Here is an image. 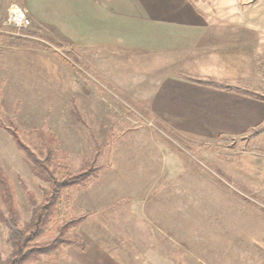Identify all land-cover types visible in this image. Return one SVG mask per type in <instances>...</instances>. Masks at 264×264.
Segmentation results:
<instances>
[{"label": "rangeland", "instance_id": "374dc122", "mask_svg": "<svg viewBox=\"0 0 264 264\" xmlns=\"http://www.w3.org/2000/svg\"><path fill=\"white\" fill-rule=\"evenodd\" d=\"M25 1L0 0V161L14 181L20 221L32 215L22 184L41 202L50 182L33 173L7 127H15L40 158L49 156L44 135L52 136L49 178L65 173L66 166L70 172L92 161L100 167L87 187L63 193L38 237L50 241L66 221L82 218L69 232L85 248L66 245L26 264H264V153L256 149L261 140L219 137L212 134L209 116L199 124L197 117L176 119L173 111L150 107L157 82L168 75L198 79L202 65L167 61L131 45H75L31 13L82 36L88 27L85 0H30L28 11ZM229 1L246 11L264 9V0L247 5L243 0H121L122 39L127 45L160 41L164 36L158 34L168 26L152 19L164 11H172L175 22L188 15L191 21L192 9L204 21H228L231 14L220 12ZM111 3L117 9L118 0ZM11 4L25 9L31 20L24 34L5 24ZM100 13H94V24L102 35L118 21L116 15L96 19ZM133 25L145 28L135 33ZM10 252L8 227L1 223L0 254Z\"/></svg>", "mask_w": 264, "mask_h": 264}, {"label": "crops", "instance_id": "0c3cea01", "mask_svg": "<svg viewBox=\"0 0 264 264\" xmlns=\"http://www.w3.org/2000/svg\"><path fill=\"white\" fill-rule=\"evenodd\" d=\"M73 1L77 2L78 0ZM85 1L88 27L82 36L58 20H49L45 15L37 14L35 16L33 12L31 16L36 22L44 20L45 23L52 24L75 45L121 47L131 45L130 48L134 46L133 49L137 52L140 49L150 50L154 54L166 56L167 61L168 59L181 58L182 61L199 62L204 71L200 76L198 75V79L185 80L168 75L161 82H157L150 101L151 109L156 112L158 110L165 111L166 114L168 111H173L176 119L184 114L190 119L197 117L196 120L199 124L204 121L202 119L209 116L212 118L210 125L212 134L215 133L219 137H245L257 129H264L263 8L255 7L254 11H246L244 8L238 7L239 2L229 1L230 6L227 8L229 11L222 12L221 10L220 14L230 13V20L221 18L213 22L204 21L200 11L196 12L193 9L189 13L190 15L196 13V15H191V21L188 20L190 17L188 15L184 18L185 21L175 22V17L170 13L172 11H164V14H160L158 17L154 15L155 19L152 21H157L163 28L168 26V30L164 28L165 34L168 31V35L158 34V36L164 37L160 41L155 38L151 44L142 40L140 42L132 40L127 45L126 41L122 39L121 33L124 30L126 32V19L124 16L123 19L120 17L121 13L117 15L121 0H118L117 9L114 10L111 8V0ZM243 1V4H246L253 0ZM28 2L30 0L23 3L27 11ZM73 9L75 10L74 7ZM255 11L257 13V16H254L257 18L256 22H254V17L252 18ZM97 12L101 13L96 15V19L101 20L116 15L118 24L107 28L101 35L97 24H94V13ZM237 15L242 17L244 15V17L242 20H237ZM139 16L141 19L142 16ZM132 18L135 20L136 16ZM132 18L128 17L129 20H133ZM143 18L149 17L143 16ZM133 26L135 33L145 28L141 25ZM110 31H113V37L110 36ZM83 37H85V42H82ZM207 79H213L224 85L206 83ZM176 119L173 118L174 121H172L175 122ZM201 125L200 128H204V124ZM251 138H254L253 141L261 140L260 143H257L260 145L256 149L264 153V130Z\"/></svg>", "mask_w": 264, "mask_h": 264}, {"label": "trees", "instance_id": "16d2710c", "mask_svg": "<svg viewBox=\"0 0 264 264\" xmlns=\"http://www.w3.org/2000/svg\"><path fill=\"white\" fill-rule=\"evenodd\" d=\"M205 82L219 86L224 85L213 79H207ZM7 129L12 134L17 146L26 153L33 173L49 181L50 188L45 192L42 201L38 202L34 191L30 190L25 182L22 184L32 208V215L28 220L21 222L14 181L2 168L0 161V224L5 223L8 227V243L11 246V252L6 257L0 254V264H26L41 255L57 253L66 245H77L84 249L85 244L82 239L78 235L75 236L76 238L71 237L69 232V229L75 228L82 218L66 221L60 227L58 234L50 241H39L38 237L46 232L49 227L53 213L57 209L63 193L87 187L90 183V178L97 174L96 172L100 167L94 166L92 161L87 162L80 171L70 172L67 171L69 166H66L67 170L65 173L57 178H49L51 175L49 163L52 164L51 158H53L52 136L44 135L43 141L49 147V156L40 158L22 142L15 127L10 126ZM263 130L257 129L251 132L249 136L260 134ZM55 168H58V165ZM72 233L75 235L74 231Z\"/></svg>", "mask_w": 264, "mask_h": 264}, {"label": "built area", "instance_id": "2783aa9c", "mask_svg": "<svg viewBox=\"0 0 264 264\" xmlns=\"http://www.w3.org/2000/svg\"><path fill=\"white\" fill-rule=\"evenodd\" d=\"M5 24L13 26L18 34H24L30 28L31 20L25 9L17 4H11Z\"/></svg>", "mask_w": 264, "mask_h": 264}]
</instances>
